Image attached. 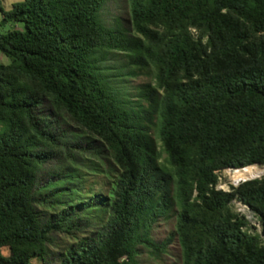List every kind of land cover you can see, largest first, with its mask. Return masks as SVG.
<instances>
[{"label": "trees", "instance_id": "16d2710c", "mask_svg": "<svg viewBox=\"0 0 264 264\" xmlns=\"http://www.w3.org/2000/svg\"><path fill=\"white\" fill-rule=\"evenodd\" d=\"M107 2L1 12L20 28L0 33V264H44L53 234L95 225L58 264H140L171 217L181 264H264V177L216 189L264 166V0H127L130 29L104 24Z\"/></svg>", "mask_w": 264, "mask_h": 264}, {"label": "rangeland", "instance_id": "374dc122", "mask_svg": "<svg viewBox=\"0 0 264 264\" xmlns=\"http://www.w3.org/2000/svg\"><path fill=\"white\" fill-rule=\"evenodd\" d=\"M22 0H0V21L2 19L1 12H8L12 9L13 5L20 3ZM101 17L104 24L107 27H113L114 21L120 19L123 24L130 29L129 24V8L127 0H108L105 4ZM20 28V25L8 24L0 27V33L6 34L13 29ZM194 32V31H193ZM9 59L6 58L0 52V64L7 66L9 64ZM124 64V58L122 55L110 54L108 60L105 63V66L108 67L107 72L110 75H116L123 73L120 68ZM121 80L122 77L114 78ZM153 76H139L138 78H126L124 87L128 95L134 93V88L145 84L151 83L155 84ZM250 169L238 170L240 172H232L233 170H223L217 173L218 182L216 189L222 190L224 192L230 191L232 187H237L243 181L260 179L264 177V166L255 165L249 167ZM246 175V176H245ZM232 210L235 213H238L241 216H244L248 222V229L251 233L261 234V225L255 215H253L250 210L241 204L240 202L233 201L231 203ZM96 226V225H95ZM87 227L83 228L81 232H75L73 234L66 233H55L51 236V241L48 245L49 256L47 257L44 264H58L60 258L59 254L63 253L66 248L71 245H74L78 238L89 237L91 233L94 232L96 227ZM175 234V219L171 217L168 221H158L152 230V238L156 243H161L167 238L172 237V243L167 246L166 253L164 254H149L145 250H140V255L138 257L140 264H181L180 261V248L177 243V239L174 236ZM4 255L8 253L4 250ZM33 264H43L39 261H33Z\"/></svg>", "mask_w": 264, "mask_h": 264}, {"label": "water", "instance_id": "95a60500", "mask_svg": "<svg viewBox=\"0 0 264 264\" xmlns=\"http://www.w3.org/2000/svg\"><path fill=\"white\" fill-rule=\"evenodd\" d=\"M247 181H249V180H247ZM243 182H245V181H243Z\"/></svg>", "mask_w": 264, "mask_h": 264}, {"label": "bare ground", "instance_id": "6f19581e", "mask_svg": "<svg viewBox=\"0 0 264 264\" xmlns=\"http://www.w3.org/2000/svg\"><path fill=\"white\" fill-rule=\"evenodd\" d=\"M249 180H251V179H249ZM247 181V180H246Z\"/></svg>", "mask_w": 264, "mask_h": 264}]
</instances>
